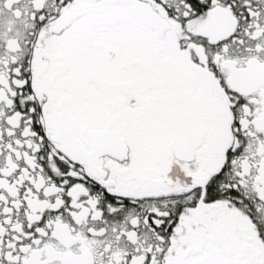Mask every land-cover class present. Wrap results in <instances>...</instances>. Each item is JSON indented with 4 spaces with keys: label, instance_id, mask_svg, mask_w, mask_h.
I'll use <instances>...</instances> for the list:
<instances>
[{
    "label": "snow or ice",
    "instance_id": "1",
    "mask_svg": "<svg viewBox=\"0 0 264 264\" xmlns=\"http://www.w3.org/2000/svg\"><path fill=\"white\" fill-rule=\"evenodd\" d=\"M0 264H264V0H0Z\"/></svg>",
    "mask_w": 264,
    "mask_h": 264
}]
</instances>
